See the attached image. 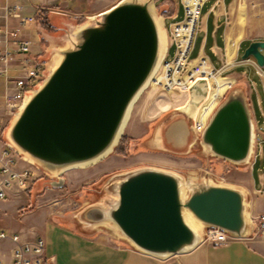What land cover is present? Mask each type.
Listing matches in <instances>:
<instances>
[{
    "label": "water",
    "instance_id": "1",
    "mask_svg": "<svg viewBox=\"0 0 264 264\" xmlns=\"http://www.w3.org/2000/svg\"><path fill=\"white\" fill-rule=\"evenodd\" d=\"M154 1L119 0L80 22L55 49L52 58L60 54L58 63L52 69V59L46 64L44 79L16 109L3 132L6 142L51 176L63 172L52 169L90 160L108 148L109 154L119 143L122 133L117 138L116 134L133 97L145 81L155 77L168 51L164 16L154 9ZM61 21L59 27L49 19L61 33L78 23L67 17ZM161 31L167 37L162 47ZM262 49L264 40H252L242 58L254 57L263 67ZM39 60L45 62L42 55ZM171 126L166 140L184 143L186 122ZM176 126L182 129L181 136L174 133ZM253 138L251 114L240 94L229 95L216 107L202 134L214 154L234 162L248 159ZM64 182L60 176L46 183L62 186ZM188 189L173 171L137 168L117 182L111 204L93 203L79 218L90 225L105 223L140 250L160 257L190 250L203 239L202 232L185 220L184 208L205 226L244 235L249 221L242 189L205 182Z\"/></svg>",
    "mask_w": 264,
    "mask_h": 264
},
{
    "label": "rangeland",
    "instance_id": "2",
    "mask_svg": "<svg viewBox=\"0 0 264 264\" xmlns=\"http://www.w3.org/2000/svg\"><path fill=\"white\" fill-rule=\"evenodd\" d=\"M198 1L191 4L195 5ZM165 3L170 6H165ZM179 3L181 0H155L153 7L165 16L172 11V6L176 8ZM185 3L189 5L186 0ZM179 9L180 6L178 11ZM48 18L54 25L61 27L59 24L66 17L50 10ZM75 19L78 23L69 25L65 33H61L63 31L54 26L45 27L38 23L37 34L35 33L37 43L31 49L42 55L45 65L50 63L55 49L78 28V24L90 20V17L76 14ZM172 26L173 24L168 27L169 35ZM230 30H235L236 39L244 40V44L252 40H264V0H236ZM46 32L50 35L46 36ZM196 35L202 36V32L199 33V25ZM197 36L193 49L196 47ZM236 39L229 37L235 47ZM193 49L191 60L197 55V51ZM174 50L175 46L172 44L168 59L172 58ZM262 51L264 52V49ZM193 64L196 62L191 61L189 66L193 67ZM262 68L264 69V66ZM157 72L161 74V68ZM261 72L264 75V71ZM217 74L220 75L218 72L215 75ZM220 76L223 82L219 91L210 76L197 75L186 88L171 91L154 83L152 79L133 103L119 143L105 157L86 167L69 168L57 176H51L28 157L18 153V167L32 168L35 171L34 181L26 191L0 200V225L13 227L20 232L29 231V228L35 225L40 231L45 225V219L55 217L60 221L72 220L76 227L85 231H108L110 229L107 224L84 229V226L89 227L90 224L79 221L77 212L94 201H99L107 207L116 199L117 182L131 170L148 166L177 173L185 182L187 192L192 185L205 182L236 186L247 195L248 188L252 186V178L258 175L259 171L264 172V133L254 126L252 151L248 159L242 162H234L214 154L202 139L204 127L216 107L231 94H240L246 100L247 92L254 86L249 76H243L234 82L233 79L225 77V73ZM2 91L3 80L0 78V94ZM185 109L188 111H184ZM1 117L5 130L13 115L9 116L5 107L0 106ZM179 121L186 122V141L182 144L167 141L165 133L170 131L171 125ZM3 139L5 140L4 137ZM258 142L262 144L263 155L256 158V165L253 167ZM60 176L65 179L62 186H50L46 183ZM257 195L259 204L264 206V184ZM247 216L249 218V212ZM202 228L201 232L206 238L207 226ZM5 243H2L3 248L7 244Z\"/></svg>",
    "mask_w": 264,
    "mask_h": 264
},
{
    "label": "crops",
    "instance_id": "3",
    "mask_svg": "<svg viewBox=\"0 0 264 264\" xmlns=\"http://www.w3.org/2000/svg\"><path fill=\"white\" fill-rule=\"evenodd\" d=\"M20 1L25 11L29 13H38L40 9H47L60 12L68 19H74L76 14L83 17L97 15L119 0ZM186 1L191 4L196 0ZM235 2L236 0H201L199 3V33L202 32V36L196 35V47L193 51H197L195 57L202 54L207 56L211 66L217 69L220 75L225 73V77L233 79L232 82L238 81L243 76H249L254 86L247 92L246 102L253 125L264 133V75L261 72L264 69L257 64L254 57L242 58V52L248 44H244V40H237L235 30H230ZM186 5L185 0H181L178 4L179 11L178 6L175 8L171 5L172 11L165 14L164 23L168 41V27L183 19ZM165 6L170 5L165 3ZM35 33L37 34V29L32 31L34 37H36ZM229 37L237 40L236 47L232 45ZM170 46L169 42L168 52ZM0 106L3 107L1 99ZM263 184L264 172L259 171L258 175L252 178V186L247 191L249 193L246 195L244 192L247 213L249 212V224L242 237L214 244L203 236V239L192 249L168 257H160L140 250L117 229L108 225L110 229L108 231L91 232L76 227L72 220L60 221L52 217V219L44 220L45 225L40 231L35 225H32L29 231L24 232L13 227L9 229L20 232L24 238H34L37 235L45 237L46 254L54 260V264H264V231L258 229L259 217L264 213V206L259 204L257 195ZM252 193L254 195H251ZM96 202L99 201L90 202L77 212L76 216L79 221H81L79 213ZM98 225H105V223L84 226V229L95 228ZM0 226L9 227L3 224ZM7 244L10 245V243ZM2 250L1 245L0 252Z\"/></svg>",
    "mask_w": 264,
    "mask_h": 264
},
{
    "label": "built area",
    "instance_id": "4",
    "mask_svg": "<svg viewBox=\"0 0 264 264\" xmlns=\"http://www.w3.org/2000/svg\"><path fill=\"white\" fill-rule=\"evenodd\" d=\"M38 15L39 12L25 11L20 0H0V78L3 80L0 99L9 116L44 79L45 62L31 49L37 43L32 31L37 29ZM198 25L199 4H187L183 19L171 27L169 42L175 46L174 54L168 59L167 51L160 66L162 76L156 82L168 91L186 88L197 75L209 77L217 73L203 54L191 60ZM191 61L196 62L194 67L189 66ZM2 121L3 117L0 118V200L29 189L35 176L32 168L18 167L19 154L3 139ZM258 144L254 161L263 155L262 144ZM258 229L264 231V213L259 217ZM205 237L214 244L240 238L216 226H207ZM5 242L10 245L0 252V264H54L46 254L47 243L42 235L24 238L20 232L0 226V246Z\"/></svg>",
    "mask_w": 264,
    "mask_h": 264
},
{
    "label": "bare ground",
    "instance_id": "5",
    "mask_svg": "<svg viewBox=\"0 0 264 264\" xmlns=\"http://www.w3.org/2000/svg\"><path fill=\"white\" fill-rule=\"evenodd\" d=\"M201 2V0H199L196 4H199ZM162 22L161 20L159 19L158 20V25H161ZM164 33V31H161V47H162V44H163V41L166 42L167 41V37ZM61 55H57V56H54L52 58V62L50 63L49 67L50 69L54 68V66L58 63L59 59H60ZM194 63V62H193ZM194 65V64H193ZM191 66V65H190ZM194 67V66H193ZM159 73V72H158ZM157 75V74H156ZM155 75V79L153 78L154 80V83L157 82V80H159L161 78L162 75H160V73L156 76ZM217 84V87H216V90L219 91L220 88H221V85H222V77L217 74V75H213V76H210ZM152 80L149 78L147 81L144 82V84L140 87V89L138 90V92L135 94V96L133 97L130 105L128 106L125 114H124V117L122 119V122L120 124V127L118 129V132L116 134V138L123 132V128L130 116V112H131V108L133 106V103L135 102V100L137 99V97L140 95V93L149 85V83L151 82ZM184 111H188V110H184ZM174 133L177 135V136H181L182 134V129L178 126L175 127V130H174ZM116 140V139H115ZM114 140V141H115ZM110 151V148L106 149L104 152H102L101 154H99L98 156L90 159V160H87V161H84V162H79V163H75V164H72V165H68V166H64L60 169H52L53 171H64L66 169H69V168H75V167H86L90 164H93L95 163L99 158H102L104 157L108 152ZM203 151V149H202ZM31 159L34 160L33 157H30ZM191 176V175H190ZM185 191V190H184ZM186 192H187V189H186ZM185 193V192H184ZM183 215H184V218L185 220L194 228L198 229L199 231H202V227L204 226V224L196 217L194 216V214L187 208H184L183 210ZM94 227V226H93Z\"/></svg>",
    "mask_w": 264,
    "mask_h": 264
},
{
    "label": "trees",
    "instance_id": "6",
    "mask_svg": "<svg viewBox=\"0 0 264 264\" xmlns=\"http://www.w3.org/2000/svg\"><path fill=\"white\" fill-rule=\"evenodd\" d=\"M38 18H39V22L46 27V25H50V22H49V19H48V10L47 9H40L39 10V15H38ZM83 19V18H82ZM250 41L247 43L249 45ZM243 53V52H242ZM118 147V146H117ZM257 161V160H256ZM256 161L254 162L253 164V167H255L256 165Z\"/></svg>",
    "mask_w": 264,
    "mask_h": 264
}]
</instances>
